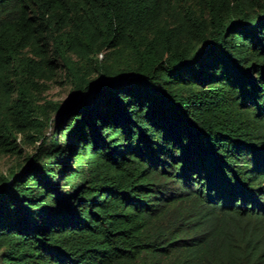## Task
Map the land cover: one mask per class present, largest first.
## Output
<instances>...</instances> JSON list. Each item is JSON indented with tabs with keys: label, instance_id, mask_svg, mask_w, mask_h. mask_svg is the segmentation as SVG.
Segmentation results:
<instances>
[{
	"label": "trees",
	"instance_id": "16d2710c",
	"mask_svg": "<svg viewBox=\"0 0 264 264\" xmlns=\"http://www.w3.org/2000/svg\"><path fill=\"white\" fill-rule=\"evenodd\" d=\"M20 138L0 264H264V0H0Z\"/></svg>",
	"mask_w": 264,
	"mask_h": 264
},
{
	"label": "rangeland",
	"instance_id": "374dc122",
	"mask_svg": "<svg viewBox=\"0 0 264 264\" xmlns=\"http://www.w3.org/2000/svg\"><path fill=\"white\" fill-rule=\"evenodd\" d=\"M48 85V88L42 93L44 99L53 102H61L72 93L71 85L64 79L62 74L57 77L56 81H53ZM41 101L42 100L39 102ZM46 131L50 132L51 129L48 128ZM17 140L19 148V153L17 155H0V173L6 174L11 167L16 163L21 162L22 158L33 150V146L29 144L26 139L20 138Z\"/></svg>",
	"mask_w": 264,
	"mask_h": 264
}]
</instances>
